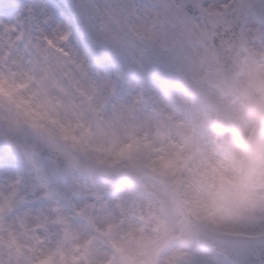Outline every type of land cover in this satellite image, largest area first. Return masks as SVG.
I'll list each match as a JSON object with an SVG mask.
<instances>
[{
  "label": "clouds",
  "instance_id": "obj_1",
  "mask_svg": "<svg viewBox=\"0 0 264 264\" xmlns=\"http://www.w3.org/2000/svg\"><path fill=\"white\" fill-rule=\"evenodd\" d=\"M0 264H264V0H0Z\"/></svg>",
  "mask_w": 264,
  "mask_h": 264
}]
</instances>
